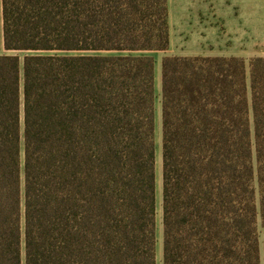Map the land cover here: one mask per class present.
<instances>
[{
	"label": "trees",
	"instance_id": "16d2710c",
	"mask_svg": "<svg viewBox=\"0 0 264 264\" xmlns=\"http://www.w3.org/2000/svg\"><path fill=\"white\" fill-rule=\"evenodd\" d=\"M3 16L0 264H158L144 53L170 49L169 0H3ZM161 106L162 263L261 264L264 58L167 55Z\"/></svg>",
	"mask_w": 264,
	"mask_h": 264
},
{
	"label": "crops",
	"instance_id": "0c3cea01",
	"mask_svg": "<svg viewBox=\"0 0 264 264\" xmlns=\"http://www.w3.org/2000/svg\"><path fill=\"white\" fill-rule=\"evenodd\" d=\"M169 11L165 56L264 58V5H169ZM7 54L0 0V56Z\"/></svg>",
	"mask_w": 264,
	"mask_h": 264
},
{
	"label": "rangeland",
	"instance_id": "374dc122",
	"mask_svg": "<svg viewBox=\"0 0 264 264\" xmlns=\"http://www.w3.org/2000/svg\"><path fill=\"white\" fill-rule=\"evenodd\" d=\"M169 5H264V0H169ZM168 53V52H167ZM162 52H146L144 54L155 59V89L157 95L156 119H157V185H158V264L162 263L163 257V226H162V106H161V65L165 54ZM21 60L26 54L18 53ZM137 55H141L137 54ZM252 59V58H251ZM251 59H247V63ZM260 231V255L261 264H264V228L259 221Z\"/></svg>",
	"mask_w": 264,
	"mask_h": 264
}]
</instances>
